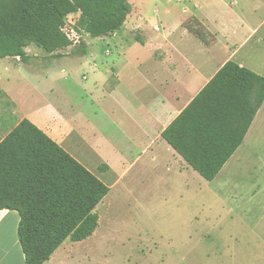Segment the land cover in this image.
<instances>
[{
	"label": "rangeland",
	"instance_id": "rangeland-1",
	"mask_svg": "<svg viewBox=\"0 0 264 264\" xmlns=\"http://www.w3.org/2000/svg\"><path fill=\"white\" fill-rule=\"evenodd\" d=\"M142 1L148 17L156 22L158 19L167 21L174 36L178 19L197 11L190 0ZM200 1L199 12L217 16L223 25L231 21L236 27L233 34L236 33L234 41L239 42V52L231 60L241 61L264 76V0H225L227 6L223 7H209L211 3ZM129 2L133 9L128 17L127 39L123 46L132 54L145 55L146 49L134 37L148 39L149 21L142 16L138 0ZM228 11L234 12L236 17L227 14ZM78 16L79 13L73 12L65 18L63 31L72 39L71 46L47 55L30 45L26 48L30 60L22 62L21 66L36 69L46 62H60L68 56L80 61L81 53L75 49L80 41H86L89 48L83 59L85 65H77L74 74L65 78L67 82L63 77L51 80V86H41L46 91L43 93V89L29 82L31 90L37 91L34 100L26 98L23 105L25 109L42 111L40 108L47 100H63L65 92L73 105V111L70 109L67 113L69 108L62 104L67 115L80 121L84 115L83 121L92 120L107 134H122L123 127L110 125L108 128L110 122L106 115L111 105L101 102L103 113L95 95L84 90H88L86 85L91 82L87 67L101 66L107 59L104 52L116 50L118 43L111 38L113 35L91 37L78 32ZM238 17L242 20L240 24H237ZM124 30L119 32L122 34ZM223 55H229V51L225 49ZM14 73L13 65L0 58V88L16 90L25 85L20 77L12 76ZM5 99L0 95V111L16 112V108L4 104ZM70 143L77 145L73 140ZM85 158L81 163L111 186L114 174L98 171L94 166L95 158ZM168 161L172 165L166 168ZM119 166L121 162L116 158V172ZM94 212L99 217L94 232L82 241L67 238L53 253L55 264H264V102L243 142L214 179H204L191 167L179 173L169 153H162L152 165L143 157L111 188Z\"/></svg>",
	"mask_w": 264,
	"mask_h": 264
},
{
	"label": "trees",
	"instance_id": "trees-1",
	"mask_svg": "<svg viewBox=\"0 0 264 264\" xmlns=\"http://www.w3.org/2000/svg\"><path fill=\"white\" fill-rule=\"evenodd\" d=\"M127 0H0V58L35 45L47 55L72 45L65 18L79 13L77 31L91 37L118 30ZM201 27L193 30L202 36ZM139 40V38H136ZM86 53L85 42L77 48ZM264 102V76L227 60L161 132L206 180H212L242 143ZM108 186L27 118L0 137V210L16 211L25 264H43L67 239L81 241L98 226L95 207Z\"/></svg>",
	"mask_w": 264,
	"mask_h": 264
},
{
	"label": "crops",
	"instance_id": "crops-1",
	"mask_svg": "<svg viewBox=\"0 0 264 264\" xmlns=\"http://www.w3.org/2000/svg\"><path fill=\"white\" fill-rule=\"evenodd\" d=\"M138 2L142 7V16L149 21L147 27L150 29V36L146 41L138 35L134 39L146 49L145 55L138 52L132 54L128 47L123 46L124 40L127 39L128 17L133 9V5L129 2L131 11L124 24L115 32L108 34L109 37L113 35L111 37L113 40L116 39V44L118 43L116 50L107 49L104 52L107 59L102 62L103 64L88 66L86 72L90 74L91 82L86 85L89 91L84 90L92 96L95 95L97 105L103 113L105 112L101 102L107 101L111 105L109 115H106L110 122L108 128L110 125L123 127L122 134H107L92 120L83 121L84 115H82V121L67 115L68 112L73 111V105L65 92L62 95L63 100H56L57 102L47 100L44 107L40 108L42 111L25 109L23 105V101L26 98L33 99L34 92L37 91L33 86L34 89L31 90L29 85L35 84L36 88L43 89L41 90L43 93L45 88L41 86H51V80L54 82L58 78L62 80L63 77L67 82L65 78L74 74L77 65H85L86 62L83 59L89 49L85 41L87 49L85 54H81L80 61H74L68 56L60 62H46L32 69L22 67L19 56L3 57L6 63L13 65L15 73L12 76L20 77L25 85L17 87L16 90L0 88V95L7 98L4 104L16 108L14 114L0 111V137L3 138L18 121L27 118L80 163L84 162L85 157L88 156V160L95 158L94 166L98 171L112 172L114 174L112 185H107L109 191L143 157L152 165L159 160L162 153H169L175 165L178 166L179 173L191 167L162 138L161 132L219 68L227 60L236 57L239 52V42L234 41L236 33L233 34L236 27L230 24L231 21L227 23V25L230 24L229 26L223 25L216 18L217 16L199 12L201 1L190 0L189 3L194 5L197 11L194 15L178 19L174 36L173 31L170 33L167 21L163 22L159 19L158 22L154 21L144 10L143 1L138 0ZM206 2L212 4L209 7L227 6L225 0H206ZM155 11L157 13L158 9ZM231 13L235 18L234 12L228 11L227 14ZM237 20V24L242 21L239 17ZM197 27H201L203 37L193 31ZM122 28L125 30L121 34L119 31ZM225 49L229 51L227 56L223 55ZM236 62L240 66H245L241 61L236 60ZM5 69L9 70L7 67ZM83 78L86 79V75L83 74ZM36 94L41 95L39 92ZM56 98L58 99L59 96ZM62 104L69 108L67 113H65L67 109L63 110ZM10 119H13L12 123ZM105 133L107 136L104 135ZM72 140L77 145L70 143ZM116 158L121 162L120 170L117 172ZM171 165L170 161L165 164L166 168ZM18 222L19 215L16 211L0 210V264H25L17 236ZM53 253L43 264H55L56 260H52Z\"/></svg>",
	"mask_w": 264,
	"mask_h": 264
}]
</instances>
